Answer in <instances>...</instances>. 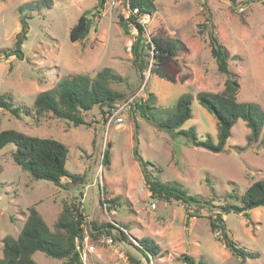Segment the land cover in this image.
Instances as JSON below:
<instances>
[{"label":"rangeland","instance_id":"374dc122","mask_svg":"<svg viewBox=\"0 0 264 264\" xmlns=\"http://www.w3.org/2000/svg\"><path fill=\"white\" fill-rule=\"evenodd\" d=\"M153 1L156 10L140 18L145 36L164 33L175 46L183 73L190 75L184 82L151 73L141 79L136 74L129 46L137 31L131 26L125 33L118 23L119 16H128L127 0H106L100 12L94 10L97 0H51L49 5L37 0H0V94L14 106L32 108L36 94L62 78L77 73L93 77L107 67L121 77L122 82L110 86L124 97L144 81L146 94L150 92L152 105L158 108L172 107L180 95L190 94L192 116L182 127H194L200 140L210 134L215 142L216 120L196 98L200 91H221L225 79L209 53L206 32L198 33V25L208 18L230 53L229 69L239 83L237 100L258 104L264 114V0ZM85 11L92 24L89 33L82 41H71L70 29ZM20 16L27 21L25 39L19 36ZM17 42L23 59L6 56ZM83 117L91 127L73 126L50 113L36 119L32 114L15 117L0 109V130L12 128L60 141L68 149L66 169L83 175L74 181L62 178L64 186L33 179L13 161L15 145L4 146L0 150V257L2 238L18 235L29 207L54 231L62 203L67 201L80 205L84 235L94 246L84 264H115L120 253L128 264H186L183 255L201 264H264V205L251 209L249 219L234 212L222 216L228 235L239 246L259 253L258 257H234L209 225L225 192L235 188L243 193L253 181L264 178V141L260 136L248 144L249 128L243 120L231 127L225 151L213 153L159 129L136 107L120 125H108L97 108L83 112ZM135 125L137 143L132 137ZM263 131L264 127L261 135ZM134 144L142 158L154 164L148 169L160 181L205 198L214 195L210 209L188 216L191 209L179 201L151 198L133 158ZM104 149L109 152L107 165L101 163ZM109 221L126 226L131 244L106 242L105 235L92 227V222ZM141 238L158 246L154 257L146 259L135 248ZM33 259L37 264L62 262L41 251Z\"/></svg>","mask_w":264,"mask_h":264},{"label":"trees","instance_id":"16d2710c","mask_svg":"<svg viewBox=\"0 0 264 264\" xmlns=\"http://www.w3.org/2000/svg\"><path fill=\"white\" fill-rule=\"evenodd\" d=\"M106 0H97L94 10L100 12ZM232 4L236 0H229ZM37 3L49 5L51 0H37ZM264 3V2H263ZM130 9L137 8L136 13H129L127 17L119 16L118 23L125 33H129L132 26L137 33L129 46L131 53V63L136 74L142 79L147 70L158 77L175 82H184L189 78L188 73H183V65L176 55L175 46L164 36V33L150 34L145 36V26L139 18L146 14H152L156 10L153 0H127ZM22 11V8H20ZM87 11L83 12L77 22L70 29L71 41L84 40L92 26ZM94 15V14H93ZM92 15V16H93ZM96 16V15H95ZM21 29L19 36L25 39L27 32V21L23 16L19 18ZM199 34L206 32V41L209 53L213 58L217 70L224 74L223 88L219 92L200 91L196 98L198 102L213 115L216 120L217 133L216 141L210 134L203 140L198 138V133L194 127L183 128L186 120L190 119L192 96L184 93L179 96L172 107L158 108L152 105L150 92L147 97L135 104V107L150 118L155 125L172 136H183L189 144L194 147H201L213 153L225 151L226 141L231 135V127L238 120H243L249 128L247 143L264 141V114L261 113L258 104L253 102H241L237 100L239 83L237 74L229 69L230 53L225 45L219 40L215 26L208 18L200 23ZM23 59L22 50L15 45L12 50L6 52V56ZM112 82L120 83L122 79L110 68H103L95 76L90 77L84 73H77L71 77L62 78L50 88L36 94L32 108L26 106H14L6 100L4 94H0V109L8 110L13 116L19 117L32 114L36 119H40L47 113L53 117L64 119L73 126L91 127V122L83 117V112L97 108L101 114L105 109L117 104L124 98V93L113 89ZM134 143H137V126H134ZM9 143L15 145L12 152L13 161L23 170L27 171L33 179H43L52 182L56 186H64L62 178H70V181L82 179L83 175L70 173L66 167L68 149L60 141L48 138L24 134L16 129L7 128L0 130V150ZM134 160L137 162L143 180L150 192V197L166 202L179 201L191 209L188 216L199 213L203 208L210 209L213 205V197L205 198L199 195L188 193L185 189L162 182L158 176H154L148 169L154 166L148 159H143L137 146L132 149ZM101 163H109V152L104 149ZM211 191L212 190V187ZM223 201L217 205V211L210 216V230L222 241L225 248L234 257L245 259L246 257H258L259 253L246 250L239 246L226 231L223 215L229 212L241 213L249 219V211L264 205V178L253 181L247 186L243 193H238L235 188L225 192ZM92 227L101 234L109 237L111 242H123L131 244L126 226L109 221L105 223L92 222ZM83 215L80 205L64 201L62 209L54 224V231H51L39 212L33 207L28 208V214L24 220L22 228L16 237L5 236L2 238V256L0 264H37L33 259L36 251H41L47 256L61 259V264H84L76 249V243L82 245ZM137 250L146 258L154 257L158 252V246L152 244L147 238H141L135 246ZM186 264H201L187 255H183Z\"/></svg>","mask_w":264,"mask_h":264},{"label":"built area","instance_id":"2783aa9c","mask_svg":"<svg viewBox=\"0 0 264 264\" xmlns=\"http://www.w3.org/2000/svg\"><path fill=\"white\" fill-rule=\"evenodd\" d=\"M130 12L136 13L137 8H133V9L128 8V14ZM148 73H149L148 70L144 72L146 76H148ZM145 88H146V82L144 81L136 91L125 96L114 106L106 108L104 113V118L107 124L120 125L124 121L125 115L128 113V111L134 108L137 102H141L147 97ZM104 240L106 242H111L110 238L107 236H104ZM76 249L80 255L81 260L85 261L87 259L88 253L94 251V246L87 242V237L85 236L83 238L82 245L76 243ZM122 263L128 264L127 257L124 254L120 253L118 254V260L116 261L115 264H122Z\"/></svg>","mask_w":264,"mask_h":264},{"label":"water","instance_id":"95a60500","mask_svg":"<svg viewBox=\"0 0 264 264\" xmlns=\"http://www.w3.org/2000/svg\"><path fill=\"white\" fill-rule=\"evenodd\" d=\"M91 21V19L89 20V22ZM19 42H20V39H19ZM19 42H17V46H18V44H19ZM147 120H149L150 122H152V120L150 119V118H147V117H145Z\"/></svg>","mask_w":264,"mask_h":264},{"label":"crops","instance_id":"0c3cea01","mask_svg":"<svg viewBox=\"0 0 264 264\" xmlns=\"http://www.w3.org/2000/svg\"><path fill=\"white\" fill-rule=\"evenodd\" d=\"M13 56V55H12Z\"/></svg>","mask_w":264,"mask_h":264}]
</instances>
